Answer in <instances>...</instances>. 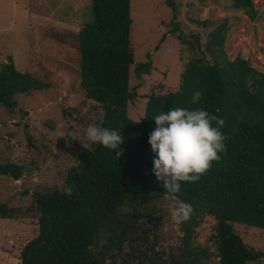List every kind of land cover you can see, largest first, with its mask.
Here are the masks:
<instances>
[{
	"label": "trees",
	"instance_id": "16d2710c",
	"mask_svg": "<svg viewBox=\"0 0 264 264\" xmlns=\"http://www.w3.org/2000/svg\"><path fill=\"white\" fill-rule=\"evenodd\" d=\"M91 1L92 22L83 24L74 41H70L78 48L79 85L87 98L102 107L100 126L117 130L124 142L115 151L101 144H93V151L82 150L77 164L68 170L63 188L38 193L37 214L33 218L36 231L32 237L23 240L29 234L25 231L21 243L17 239L15 244L5 231L11 225L0 226L1 249L12 250L13 260L6 263L167 264L145 238L130 235L138 229L137 218L144 216L136 206L166 196L193 208L190 219L180 223L181 250L189 255L181 264H203L200 255L188 248L203 215L216 220V264L260 260L264 251L248 247L233 224L264 228V72L241 55L231 59L224 49V33L216 29L211 33L212 43L206 46L212 58L208 60L202 54L190 59L180 74L179 87L148 93L143 116L134 120L128 114L129 103L137 97L136 89L129 86L130 67L134 63L130 0ZM232 1L233 7L243 9L249 20L257 19L258 9L253 0ZM166 2L175 17L174 2ZM177 29L178 25L172 31ZM195 38L199 43L197 34ZM178 39L183 42L181 37ZM149 56L147 53V60L134 67L137 77L149 71ZM48 87V81L19 71L11 57L1 63L0 104L7 108L15 106L17 94ZM197 90L203 96L199 104H193L192 95ZM173 107L204 108L225 121L221 131L227 137L226 151L219 153L220 161H214L199 181L181 182L179 193L166 191L154 175L156 156L148 142L156 127L153 118ZM118 151L123 155L117 160ZM22 168L15 163L0 164V174L18 180ZM67 186L73 187L71 196L64 194ZM125 206L132 209L128 215L120 212ZM18 216L16 208L0 202V225ZM146 220L156 224L158 217ZM123 242L128 243L130 250L126 259L117 261L116 254L122 251ZM171 261L170 264L178 263Z\"/></svg>",
	"mask_w": 264,
	"mask_h": 264
},
{
	"label": "rangeland",
	"instance_id": "374dc122",
	"mask_svg": "<svg viewBox=\"0 0 264 264\" xmlns=\"http://www.w3.org/2000/svg\"><path fill=\"white\" fill-rule=\"evenodd\" d=\"M166 1L130 0L134 63L130 67L129 86L136 89L137 97L129 103L128 114L134 120L143 116L148 93L179 87L180 74L190 59L202 54L208 60L212 58L206 46L212 43L214 30L223 31L224 49L231 59L236 56L238 45L264 44L260 38V32H264V0H253L259 14L253 21L243 9L233 7L232 0H172L175 17ZM234 17L241 23L235 32L230 22ZM92 20L91 0H0V66L11 57L19 71H28L49 82L46 89L17 94L13 108L0 104V164L23 167L18 180L0 174V202L20 213L0 225H11L5 231L15 244L17 239L21 243L23 232H29L22 238L27 240L36 231L33 218L37 214L38 193L64 187L68 170L77 164L79 153L85 150L80 140L86 139L87 126L101 124L102 107L87 98L79 85L78 48L70 42L81 26ZM176 25L178 29L172 31ZM64 38L68 42H62ZM147 53L151 67L139 78L134 67L147 60ZM237 55L248 57L244 53ZM254 61L260 68L253 66L264 72V63L259 58ZM174 201L178 200L166 196L137 205L144 216L137 218L138 229L130 234L140 240L145 238L167 264L171 260L181 264L189 256L181 250L183 232L169 207ZM130 210L125 206L120 212L128 215ZM154 216L158 217L156 224L146 220ZM215 225L213 216L203 215L190 239L188 248L200 255L203 264L217 262ZM233 228L248 247L264 251V228L241 224H233ZM103 243L104 239L100 245ZM129 250L128 243L123 242L122 251L116 254L117 261L126 259ZM0 256L5 262L0 264L13 260L11 247H0ZM248 264H264V257Z\"/></svg>",
	"mask_w": 264,
	"mask_h": 264
},
{
	"label": "clouds",
	"instance_id": "9594fccd",
	"mask_svg": "<svg viewBox=\"0 0 264 264\" xmlns=\"http://www.w3.org/2000/svg\"><path fill=\"white\" fill-rule=\"evenodd\" d=\"M202 96L201 91H194L192 103L199 104ZM153 119L156 127L149 134L148 141L156 156L153 173L170 193H179L181 182L199 181L211 169L214 161H220L219 153L226 151L227 137L221 131L225 121L202 107H173ZM85 135V140L76 137L72 139L80 140L81 146L91 151L93 144H101L115 151L124 142V137L117 130L96 123L87 126ZM122 155V151L116 152L117 160ZM63 191L71 196L73 187L67 186ZM169 207L173 210V219L177 223L190 219L193 213L192 206L182 201H174Z\"/></svg>",
	"mask_w": 264,
	"mask_h": 264
},
{
	"label": "crops",
	"instance_id": "0c3cea01",
	"mask_svg": "<svg viewBox=\"0 0 264 264\" xmlns=\"http://www.w3.org/2000/svg\"><path fill=\"white\" fill-rule=\"evenodd\" d=\"M241 21L243 23H245L243 18H242ZM230 22H231V24L233 26V31L234 32H235V30L237 28L239 29L241 27L240 21H238L237 19H235V17H234V20L233 21L231 20ZM262 31L260 32L261 33L260 38H262L264 40V32H262ZM237 35H238V33L235 34L234 41L237 40L236 39L237 38ZM231 53H232V51H231ZM239 53L240 54H242V53L247 54L248 57H245V58L249 59L250 62L252 63V65H255V66L259 67V68H260V64L259 63L258 64L255 63L254 60H256L257 58H259L264 63V44L263 43H260V45L259 44L256 45V44H254L252 42V45L249 44L248 46L247 45H238V48H237L235 54L237 55ZM235 54H234V56H235Z\"/></svg>",
	"mask_w": 264,
	"mask_h": 264
}]
</instances>
